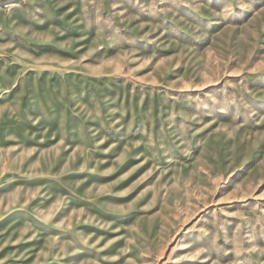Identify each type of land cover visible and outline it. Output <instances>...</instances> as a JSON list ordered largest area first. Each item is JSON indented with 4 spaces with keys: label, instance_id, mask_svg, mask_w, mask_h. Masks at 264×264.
<instances>
[{
    "label": "rangeland",
    "instance_id": "374dc122",
    "mask_svg": "<svg viewBox=\"0 0 264 264\" xmlns=\"http://www.w3.org/2000/svg\"><path fill=\"white\" fill-rule=\"evenodd\" d=\"M0 264H264V0H0Z\"/></svg>",
    "mask_w": 264,
    "mask_h": 264
}]
</instances>
